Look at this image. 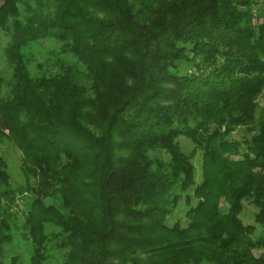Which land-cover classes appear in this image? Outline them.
Instances as JSON below:
<instances>
[{
	"label": "trees",
	"instance_id": "trees-1",
	"mask_svg": "<svg viewBox=\"0 0 264 264\" xmlns=\"http://www.w3.org/2000/svg\"><path fill=\"white\" fill-rule=\"evenodd\" d=\"M263 6L0 0V144L25 177L14 189L0 156V264L19 195L29 264H264V233L239 218L248 201L264 229ZM44 40L58 50L33 74Z\"/></svg>",
	"mask_w": 264,
	"mask_h": 264
},
{
	"label": "rangeland",
	"instance_id": "rangeland-1",
	"mask_svg": "<svg viewBox=\"0 0 264 264\" xmlns=\"http://www.w3.org/2000/svg\"><path fill=\"white\" fill-rule=\"evenodd\" d=\"M264 10V6H263ZM258 12H254L256 14ZM264 17H258L254 15L252 21L254 24H260L263 23ZM8 41V36H6L1 30H0V72H3L7 75L9 72V69L6 67L5 63L1 59L2 54V48ZM58 50V45L52 41L44 40L42 41L41 45L38 47L39 55L36 56V60L31 62L29 65V69L33 74H39L40 69L37 68L36 63L40 62L43 64V66L46 68L50 67V64H47V57H50V62H53L55 57L52 55ZM52 53V54H51ZM257 108H256V114L255 116L258 118L263 115L264 112V90L260 94V96L257 99ZM246 132L244 128H237L233 131L232 137L241 140L243 138V135H245ZM181 145V148L185 152H189L193 145L190 143L187 139L179 138L178 139ZM0 156L4 159L6 162V170L8 171L10 178L9 182L12 185L14 189L19 188V186L25 184V177L22 171V154L19 149L16 148L14 144H12L10 141H4L2 144H0ZM194 166H195V173H196V181H200L201 179V159L200 154H196L193 160ZM29 197L28 195H19L13 202L12 210L14 212H17L18 218L15 220V227L18 228V230L13 232V239L12 242L7 244L5 246L6 250V259L3 261V264H29L28 259V253L31 250L30 244L27 242L25 238V230L23 229V225L21 223L20 217L21 212L26 211L29 205ZM186 205L181 204L180 208L176 210V212L172 215H170L167 219V222L169 224H172L175 220H179L182 225L185 224V209ZM256 212V208L249 203L248 201H244L243 207L241 212L239 213V218L241 219L242 223L248 224V225H254L255 231L254 236L260 235L264 233V229L259 227L255 221H254V215ZM20 216V217H19ZM255 253H259L256 251ZM12 257H16L15 262L12 263L11 259ZM45 264H57L55 260L48 261Z\"/></svg>",
	"mask_w": 264,
	"mask_h": 264
}]
</instances>
